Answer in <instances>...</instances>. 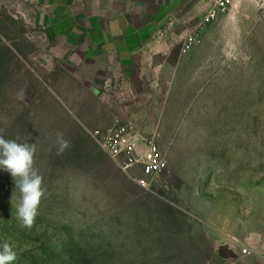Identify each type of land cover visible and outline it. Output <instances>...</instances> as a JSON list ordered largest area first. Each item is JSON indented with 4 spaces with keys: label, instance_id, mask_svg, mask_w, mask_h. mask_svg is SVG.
<instances>
[{
    "label": "rangeland",
    "instance_id": "rangeland-1",
    "mask_svg": "<svg viewBox=\"0 0 264 264\" xmlns=\"http://www.w3.org/2000/svg\"><path fill=\"white\" fill-rule=\"evenodd\" d=\"M11 8L0 5V136L36 145L45 190L22 227L0 169V250L13 246V264H264V0H230L165 87L125 99L102 56L69 65ZM115 124L138 150L153 140L165 171L123 170L91 135ZM61 133L71 146L57 154Z\"/></svg>",
    "mask_w": 264,
    "mask_h": 264
},
{
    "label": "crops",
    "instance_id": "crops-1",
    "mask_svg": "<svg viewBox=\"0 0 264 264\" xmlns=\"http://www.w3.org/2000/svg\"><path fill=\"white\" fill-rule=\"evenodd\" d=\"M209 1L0 0V5L58 39L54 51L67 55L69 65L96 64L89 57L102 56L106 65H99L117 72L118 96L125 99L165 87L166 75L189 53L181 52L183 40L199 25Z\"/></svg>",
    "mask_w": 264,
    "mask_h": 264
},
{
    "label": "built area",
    "instance_id": "built-area-1",
    "mask_svg": "<svg viewBox=\"0 0 264 264\" xmlns=\"http://www.w3.org/2000/svg\"><path fill=\"white\" fill-rule=\"evenodd\" d=\"M229 2L230 0H214L213 7L209 8L202 16L199 25L185 35L181 46L182 53H187L199 42L196 29L223 13ZM91 135L96 138L109 156L118 160L123 170L128 171L134 167H139L142 174L148 177L161 174L167 168V160L153 140H148L141 150L136 148L138 139L127 125L115 124L103 131L93 130ZM138 181L145 185L144 179ZM255 240L257 239L250 236L247 241L238 242L240 255L248 256L254 253L253 241Z\"/></svg>",
    "mask_w": 264,
    "mask_h": 264
},
{
    "label": "clouds",
    "instance_id": "clouds-1",
    "mask_svg": "<svg viewBox=\"0 0 264 264\" xmlns=\"http://www.w3.org/2000/svg\"><path fill=\"white\" fill-rule=\"evenodd\" d=\"M57 145V154H62L71 146L62 133L57 136ZM35 153V144L18 143L14 139L0 136V169L11 174L16 188L19 189L20 199L16 204L17 218L21 221L22 227L29 229L34 226L41 200L45 195L42 187L43 176L34 166ZM13 199L14 195L11 202ZM16 259L17 254L13 246L5 242L0 250V264H13Z\"/></svg>",
    "mask_w": 264,
    "mask_h": 264
},
{
    "label": "trees",
    "instance_id": "trees-1",
    "mask_svg": "<svg viewBox=\"0 0 264 264\" xmlns=\"http://www.w3.org/2000/svg\"><path fill=\"white\" fill-rule=\"evenodd\" d=\"M81 136H83V135H81ZM84 137V136H83ZM83 137H80L79 138V140H78V144L80 143V145L82 144V141L85 139V138H83ZM80 147V146H79ZM79 151V150H78ZM78 154H79V156H81V153L80 152H78ZM82 156H85V154L83 153L82 154Z\"/></svg>",
    "mask_w": 264,
    "mask_h": 264
}]
</instances>
